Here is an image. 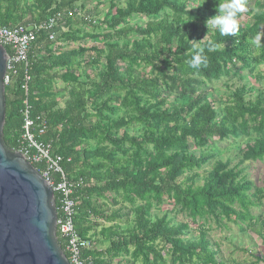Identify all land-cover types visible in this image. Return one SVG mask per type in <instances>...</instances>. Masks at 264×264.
Wrapping results in <instances>:
<instances>
[{"label": "trees", "instance_id": "16d2710c", "mask_svg": "<svg viewBox=\"0 0 264 264\" xmlns=\"http://www.w3.org/2000/svg\"><path fill=\"white\" fill-rule=\"evenodd\" d=\"M80 1L34 0L37 15L24 23L22 16H17L21 0H0V27L41 23L58 13L64 16L62 25L65 27L54 42L42 35L29 52L28 67H19L18 76L5 87L3 140L6 148L19 152L23 146L24 102L27 99L30 118L36 121L43 117L48 122V133L41 140L52 142L53 152L62 157V167L68 178H81L86 183L76 193V228L80 236L91 239L93 231L99 230L95 234L109 242L106 249L98 250L94 246L85 254L88 264H113L115 260L116 264H167L165 251L171 257L170 264H224L217 259L218 252L210 249L205 226L212 220L220 227L231 224L241 231L245 230V225L252 228L260 225L261 216H254L253 210L261 206L262 195L242 176L241 170L230 168L229 163L218 162L202 186H187L180 179L208 163L206 155L199 159L188 156L191 145L199 149L209 145L213 148L216 140L232 141L235 145L245 137L252 142H248L242 152L243 161H264V94L259 92L247 103L244 92L249 87L238 88L231 93L224 114L203 94L205 89L232 79L234 71L243 79L247 72L253 73L264 62V46L257 48L251 42L257 32H264V13L247 30L241 21L242 13L239 33L232 37L221 36L216 31L210 41L218 47L209 51L208 42L201 43L207 32L201 24L203 26L216 14L218 0H201L206 8L197 12L179 5L177 0L131 2L126 9L117 10L108 22L109 28L116 33L109 39L122 38L136 31L117 30L134 16L157 20L165 15L172 21L162 20L149 24L146 29H137L136 33L147 37L149 44L147 40L135 43L132 50L113 44L107 54L93 49L97 58L106 57V71L99 74V81L92 83L93 89H90L72 72L75 59L85 55L86 50L57 54L50 50L62 38H71L73 19L96 22L89 14L78 15ZM151 37L157 40L154 46ZM195 46L204 47L206 66H189ZM5 49L10 55V49ZM91 62L99 64L95 57ZM119 62L126 64L127 76L121 74ZM136 68H150L151 77H135ZM26 75L31 79L27 96L23 89ZM56 80L69 85L64 107L53 93L52 85ZM163 92L173 93L178 105L170 107L167 98H162ZM154 101L158 105L151 104ZM124 109L127 117L103 126L104 120ZM184 117L187 121L181 123ZM92 118L97 121L93 123ZM124 127L139 128L141 136L137 138L125 131L117 138L114 131ZM86 140L106 142L115 151L84 148L80 152L78 148ZM119 153H133V157L140 160L137 169L129 170V165L116 162ZM79 166L82 170L77 171ZM35 168L40 171L39 167ZM103 172H106L104 176ZM94 181L100 185H95ZM111 193L116 196L112 204L118 205L119 200L132 206L140 203L133 210L135 220L131 229L121 228L120 222L128 216L121 209L106 216L92 199L94 195L106 198ZM55 202L58 208L57 195ZM164 202L171 203L197 225L200 230L197 241L189 242L183 237L188 225L176 224L169 217L151 218L153 208L159 209ZM98 219L111 226L96 224ZM58 242L69 260L64 242L60 239ZM256 264H264V258H256Z\"/></svg>", "mask_w": 264, "mask_h": 264}, {"label": "rangeland", "instance_id": "374dc122", "mask_svg": "<svg viewBox=\"0 0 264 264\" xmlns=\"http://www.w3.org/2000/svg\"><path fill=\"white\" fill-rule=\"evenodd\" d=\"M135 1L139 0H82L78 2V15L83 16L85 14V16H88L89 14V17H92L96 22L92 24L82 20L73 19V22L70 24V32L73 33L71 38H62L60 41H57L54 45H52L50 50L54 54L62 51H79L80 49L87 51L85 55L75 59L72 72L76 74L80 82L88 84L90 89H93L92 83H97L99 81V74L106 71V57L97 58L96 54L92 52L93 49H98L107 54L109 52V47L113 44L118 45L120 48L129 47L130 50L133 49L135 43H144V40H147L146 42L149 44L147 37L136 33L137 29H146L149 24L159 23L162 20L172 21L170 16L165 15H162L157 20L143 15L134 16L127 19L124 24L117 28V30L125 28L136 31L131 32L122 38L116 36L114 39H109V36L114 34L116 35V33L113 28H109L108 22H111L116 15L117 10L126 9L131 2ZM177 2L179 5H184L188 10L193 12L206 8V3L201 0H177ZM19 7L20 12L17 16L21 15L24 23H28L29 19L37 15L34 7V0H21ZM246 9L247 10L241 16V21L245 30L255 23L256 18L259 15L264 13V0H246ZM201 27H204L207 30L201 38V43H206L212 40L214 33L218 31L211 28L208 30L205 23L203 26L201 24ZM150 42L152 46H154L157 43V40L156 38L151 37ZM94 57L98 60V65L91 62ZM119 64L121 74L127 76L128 71L126 70V64L121 62H119ZM233 74L234 77L232 79H229L228 81L224 79L226 82H222L203 91V94L209 103H211L214 108L222 114H224L225 109L228 108L226 105L228 104L231 93L238 88L243 86L249 87L244 92V97L247 103H251L254 98L257 97L259 92L264 94V62L259 64L253 73L250 74L247 72L243 79H239L237 77L236 71H234ZM134 76L151 77L150 68H136ZM52 86L57 102L61 107H64L65 101L68 99L69 85L60 80H56ZM173 95L174 94L170 92L162 93V98H167L170 107L178 105L177 99ZM151 104L158 105L155 101ZM162 109L173 110V108L167 107H163ZM127 116L128 113L126 109L118 110L115 116L110 117L107 121L104 120L105 123L103 126L106 127L111 124V122L116 123L121 118ZM186 119L187 117H184L181 123H185L187 121ZM91 121L95 123L97 119L92 118ZM125 131L129 132L131 136L137 138L141 136L142 132V130L139 131V128L124 127L120 131H114L113 134L117 138H120ZM250 131H252V129ZM248 142H252V140L243 137L241 142L235 145L232 141L227 140H216V145H214L213 148L209 145L206 148L199 149L191 145L188 156L199 159L206 155L209 157L208 163L199 170L187 172L180 179V182L186 183L187 186L192 184L195 187L202 186L205 179L211 174L213 167L218 162L229 163L230 168L237 167L241 170L243 172L242 176L246 180L252 182L254 188L260 192V195H262L263 199L261 198V206L253 210L254 216H261L262 220L260 225H257L254 228L245 225V230L241 231L237 226L231 224L220 227L212 220L205 226L206 238L209 241L210 249L218 252L217 259L224 264H256V258H264V229L262 228L264 225V161H243L242 152ZM84 148H87L88 150H99L101 148H105L107 152L115 151L110 144L100 140H86L84 145L78 148V150L80 151ZM139 161L140 160L138 158L133 157V153H119L116 157V162H119L122 166L129 165V170H136L139 165ZM79 170H82L81 166L78 167L77 171ZM105 173L106 172L101 173L102 176H104ZM94 184L100 185V183L95 181ZM254 191L255 190L253 189L251 192L253 193ZM115 197L116 196L111 193L107 194L106 198H100L99 196L94 195L92 199L95 201L97 207H100L101 211L106 213V216H110L121 209L122 213L128 216L124 217V219L120 222V226L123 230L131 229L134 226L135 220L133 210L139 206L140 203L137 202L134 206H132L128 203H124L122 200H119V204L115 205L112 204ZM163 217H169V220L175 221V223L179 225H188V229L184 231L183 235L186 241L193 242L200 238V230L197 225L193 224L191 219L181 214L171 203L164 202L159 209L153 208L151 212V218L153 220ZM98 221L102 227L111 226L109 224L105 225V222L102 219H98ZM257 231H259L260 234H258ZM92 241L98 250H104L109 246V242L101 239L98 235H96ZM164 255L165 261L167 264H170L171 257L167 251L164 252ZM116 262V260L113 261V264H116Z\"/></svg>", "mask_w": 264, "mask_h": 264}, {"label": "water", "instance_id": "95a60500", "mask_svg": "<svg viewBox=\"0 0 264 264\" xmlns=\"http://www.w3.org/2000/svg\"><path fill=\"white\" fill-rule=\"evenodd\" d=\"M7 59L0 45V264H69L57 239L52 188L20 152L4 144Z\"/></svg>", "mask_w": 264, "mask_h": 264}, {"label": "built area", "instance_id": "2783aa9c", "mask_svg": "<svg viewBox=\"0 0 264 264\" xmlns=\"http://www.w3.org/2000/svg\"><path fill=\"white\" fill-rule=\"evenodd\" d=\"M62 23H64V16L58 13L41 23L0 27V45L10 49V55L7 53L5 87L11 85L14 78L18 76L19 67H28L29 52L42 35L49 42H54L57 35L65 31ZM30 81V77L26 75L23 86L26 96ZM24 105L26 109L24 111L23 146L19 152L32 166L39 167L38 172L52 188L54 195L58 196L56 233L57 239L64 242L70 255L69 264H88L89 258H85V254L92 250L95 244L91 239L81 237L76 228L78 215L76 193L80 188L85 187L86 183L81 178L79 180L68 178L62 167L63 159L54 154L52 142L41 140L48 133V122L43 117H38L36 121H33L29 116L27 99Z\"/></svg>", "mask_w": 264, "mask_h": 264}, {"label": "clouds", "instance_id": "9594fccd", "mask_svg": "<svg viewBox=\"0 0 264 264\" xmlns=\"http://www.w3.org/2000/svg\"><path fill=\"white\" fill-rule=\"evenodd\" d=\"M246 10V0H218L216 14L205 21L206 27L208 30L209 28L218 30L221 36L234 37L240 31L239 17ZM262 40H264V32H257L251 42L257 48H260L264 46ZM206 47L211 51L215 50L218 45L214 41H208ZM194 51L195 55L189 61V66L192 68L206 66L207 57L204 55V47L195 46Z\"/></svg>", "mask_w": 264, "mask_h": 264}, {"label": "crops", "instance_id": "0c3cea01", "mask_svg": "<svg viewBox=\"0 0 264 264\" xmlns=\"http://www.w3.org/2000/svg\"><path fill=\"white\" fill-rule=\"evenodd\" d=\"M95 222H97L96 224H99V223H98V222H99L98 220H97V221L95 220ZM99 225H100V224H99ZM97 232H99V230H97ZM97 232L93 231V233L91 234L92 236L89 237V238H92V239L95 238V237H96V234H95V233H97Z\"/></svg>", "mask_w": 264, "mask_h": 264}]
</instances>
